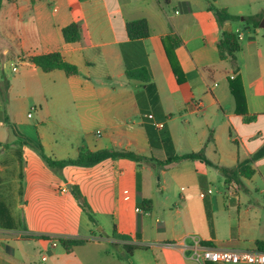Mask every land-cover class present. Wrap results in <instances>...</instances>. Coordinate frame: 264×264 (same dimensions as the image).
Here are the masks:
<instances>
[{"label": "crops", "instance_id": "1", "mask_svg": "<svg viewBox=\"0 0 264 264\" xmlns=\"http://www.w3.org/2000/svg\"><path fill=\"white\" fill-rule=\"evenodd\" d=\"M214 5L240 19L221 22L209 0H3L0 264H251L198 260L196 251H264V156L241 185L216 166L235 167L264 145V0ZM141 19L149 35L133 39L127 25ZM73 22L82 24V42L63 35ZM225 30L239 35L238 73L219 54ZM174 33L183 40L175 49L183 82L163 42ZM56 51L78 66L77 75L44 71L29 59ZM142 66L151 80L128 77V68ZM232 74L242 82V112ZM28 100L36 140L20 135L19 115L10 108ZM39 144L53 159L76 158L85 147L162 161L171 153L203 152L216 165L186 159L162 167L117 157L55 170ZM232 182L237 188L230 193ZM62 238L83 241L67 249Z\"/></svg>", "mask_w": 264, "mask_h": 264}, {"label": "trees", "instance_id": "2", "mask_svg": "<svg viewBox=\"0 0 264 264\" xmlns=\"http://www.w3.org/2000/svg\"><path fill=\"white\" fill-rule=\"evenodd\" d=\"M210 9L215 11L219 16L221 22L227 20H238L240 16L230 13L226 8H219L214 5V0H209ZM3 5V0H0V11ZM253 19L252 17H247V20ZM129 36L133 39L144 38L149 35V28L147 21L145 19L136 20L130 22L127 25ZM63 35L68 42H82L83 41V27L80 22H73L63 28ZM165 51L173 72L175 73L178 82H183L185 80V74L182 70L178 57L175 53L176 47L180 46L183 43L182 38L178 34H169L163 38ZM219 54L222 59L229 58L233 64L234 70L236 73L239 71L238 63V52L241 49V43L239 35L231 31H223L222 37L218 42ZM30 61L35 65L41 67L44 71H52L55 69L64 70L69 76H75L79 73V68L76 64L69 62L65 56L59 52H51L45 54H39L31 56ZM127 75L129 78H137L143 81H149L152 78V73L147 66H142L140 68H128ZM230 88L233 96L235 97L237 104V112H242V106H245L246 100L244 95V90L242 86L241 79L238 75L230 80ZM149 130V126H147ZM152 141V138H151ZM38 152L41 157L45 160L49 167L60 170L66 165L76 164L83 166H90L97 164L108 158H117V157H126L136 161L151 162L154 165H159L162 167H169L174 163L181 162L186 159L191 160H201L210 165H216L212 162L203 152H190V153H171L168 158L164 161L158 160L154 157H148L145 155L137 154L134 151L129 150H90L85 147L79 149V154L76 158H67V159H53L51 156L47 155L44 151L42 144L37 146ZM264 156V145L253 154L252 157L240 161L235 167H221L216 165L221 169L225 174L227 180H234L237 184L241 185L242 177H252L255 173V169L252 167L253 161ZM201 181L203 182V176H200ZM73 194L80 202L82 208L87 213L89 218L94 221L95 217L92 211V208L87 201L86 197L83 195L78 186H73ZM143 203L150 204V199H144ZM81 239H61V243L67 248L70 249L74 244L82 242ZM259 244L264 247V241H259ZM264 249V248H263ZM262 250V249H261Z\"/></svg>", "mask_w": 264, "mask_h": 264}, {"label": "built area", "instance_id": "3", "mask_svg": "<svg viewBox=\"0 0 264 264\" xmlns=\"http://www.w3.org/2000/svg\"><path fill=\"white\" fill-rule=\"evenodd\" d=\"M234 74L231 75V78H234ZM192 104L201 107L200 101H193ZM35 110V107H32V111ZM32 115V112L29 113V116ZM149 118H152V115H148ZM163 126L162 124L160 125ZM230 193H233L237 188V184L232 182L230 185ZM211 190H208V193H211ZM205 196L206 193L201 194ZM127 196L126 198H128ZM139 211L140 209L137 208ZM54 245L57 244L55 240ZM196 257L198 260H211L214 262H229V263H264V251L263 250H249V249H230V248H214V247H205L201 251H196Z\"/></svg>", "mask_w": 264, "mask_h": 264}, {"label": "rangeland", "instance_id": "4", "mask_svg": "<svg viewBox=\"0 0 264 264\" xmlns=\"http://www.w3.org/2000/svg\"><path fill=\"white\" fill-rule=\"evenodd\" d=\"M2 88L3 90H5V84H2ZM5 93H7V91H5ZM5 101H7L6 98H5ZM29 103H30V100H28L27 105L25 106H11L10 108L16 111L17 114L19 115L17 119L19 120L18 131L19 133H21L20 135H22V137H25V138L27 137V138L36 140L38 139L37 130L34 125L36 123V120L27 117V110L29 107Z\"/></svg>", "mask_w": 264, "mask_h": 264}]
</instances>
